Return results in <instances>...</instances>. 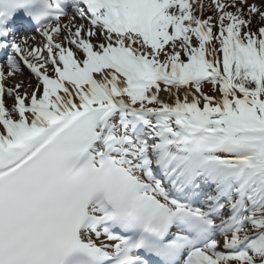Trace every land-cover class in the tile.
<instances>
[{"label":"snow or ice","instance_id":"obj_1","mask_svg":"<svg viewBox=\"0 0 264 264\" xmlns=\"http://www.w3.org/2000/svg\"><path fill=\"white\" fill-rule=\"evenodd\" d=\"M0 264H264V0H0Z\"/></svg>","mask_w":264,"mask_h":264},{"label":"bare ground","instance_id":"obj_2","mask_svg":"<svg viewBox=\"0 0 264 264\" xmlns=\"http://www.w3.org/2000/svg\"><path fill=\"white\" fill-rule=\"evenodd\" d=\"M23 79H25V81L27 82V76H25Z\"/></svg>","mask_w":264,"mask_h":264}]
</instances>
